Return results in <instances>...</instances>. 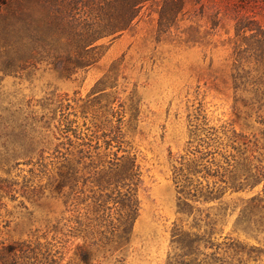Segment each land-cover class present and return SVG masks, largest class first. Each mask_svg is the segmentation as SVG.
<instances>
[{"label":"rangeland","instance_id":"obj_1","mask_svg":"<svg viewBox=\"0 0 264 264\" xmlns=\"http://www.w3.org/2000/svg\"><path fill=\"white\" fill-rule=\"evenodd\" d=\"M180 1L166 27L152 0L70 77L0 71V243L60 264H264V0ZM112 171L137 185L121 247Z\"/></svg>","mask_w":264,"mask_h":264},{"label":"trees","instance_id":"obj_2","mask_svg":"<svg viewBox=\"0 0 264 264\" xmlns=\"http://www.w3.org/2000/svg\"><path fill=\"white\" fill-rule=\"evenodd\" d=\"M152 0H0V71L19 75L31 66L46 64L65 77L93 66L103 55L100 42L111 43L129 30ZM183 9L180 0H164L159 25L173 24ZM255 55L264 54V29H257ZM181 171V170H179ZM135 175L111 173L100 188L118 205L113 239L121 247L137 216ZM207 192V191H206ZM182 195L194 197L182 189ZM210 193L202 195L204 200ZM102 202H99V204ZM181 203H184L181 201ZM103 205V204H102ZM101 205V206H102ZM26 241L0 243V264H60L56 253Z\"/></svg>","mask_w":264,"mask_h":264}]
</instances>
